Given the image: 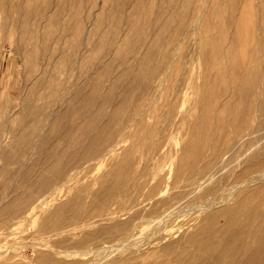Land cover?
Returning a JSON list of instances; mask_svg holds the SVG:
<instances>
[{
    "label": "bare ground",
    "instance_id": "obj_1",
    "mask_svg": "<svg viewBox=\"0 0 264 264\" xmlns=\"http://www.w3.org/2000/svg\"><path fill=\"white\" fill-rule=\"evenodd\" d=\"M149 1L151 5L155 1L157 4L159 1H169L170 4H176L175 0ZM210 1L207 0L200 10L198 20L196 15V18L188 27V30L192 29L194 31L193 38H195L194 43L196 46L198 38L197 23L201 21L200 19H202L207 7L210 5ZM215 1L214 11L219 12V16H221L222 12L219 11L221 0ZM135 2L137 1L134 0L133 7ZM239 3L241 1L229 0L231 9L228 13L225 12L228 14L225 18L227 26L233 29L230 32L232 33L231 36H227V42L225 41L227 44L217 43L218 52L216 56L214 58L213 56L207 57L206 60H203L205 64L203 63L202 66V63L200 64L198 61L197 63L196 60H193L195 63L191 61L194 65L192 64L193 66L188 70L189 73L184 68L185 64L183 66H179V62L173 64L179 58L183 40L174 44L175 51L173 54L169 53L167 49L168 43L165 44L164 49H160L162 57L160 55L161 59L157 65L159 71L158 69L155 71L154 68H151L152 66L144 68L143 59L148 56L151 57L158 50L160 44L161 37L157 36L156 30L150 33L148 37H151L152 41L146 46L145 55L141 58L132 52L133 66L136 69L140 66L141 69H138L139 71L134 75L131 87L138 97L142 94L149 95L147 102L140 108L139 104L137 105L136 100L138 98L136 97L132 107H128L130 110L128 109L129 112L124 115L126 116L125 119L119 121V127L116 129L112 128L110 130L108 125H101L98 122L99 118L107 116L105 106L109 103L112 104L114 100L113 87H109L106 92L104 90L105 93L101 94V97L98 94L99 84L93 85L94 87L89 92H83L80 87L81 89L76 90L71 95L70 93L74 89L72 87L73 89L64 96L63 104L51 111L46 110L50 105L49 103L32 105L29 101L30 96H26L25 102L17 110V114L25 116L32 113H45L46 121L42 123L37 120L30 123L24 122L25 124L21 129L14 130L12 141H6L7 135L1 136L4 124L0 123V158H3L6 164L14 159L21 166L15 172L16 175L21 176L20 179L14 177V182L9 183L8 181V183L3 184L4 187L0 183V217L2 221L8 223L11 217L24 211V208L19 206L18 203L20 194H32L39 191L42 183L50 186V191L66 186L80 170L79 167L90 162L91 159H101L107 155L113 157V152L121 146L122 140L132 132L131 130H135L138 134L128 143L131 144L122 153L121 159L115 161L110 171L100 179L101 185L106 184L104 191L92 192V197L88 199L89 193H83L85 188L75 186V193L73 192L74 195L70 199L57 204L45 213L40 222L39 230L44 234L49 233L50 237H58L75 230H88L76 243L85 246L74 251L79 254L92 251L96 253L97 257H102L106 251L110 252V250L117 249L119 255L116 256L114 261L117 263L119 260L121 261L120 264H173L172 262L174 264H264V141H262L264 135L261 138L255 136L251 141H248L247 137L250 132L264 130V0H258V2L244 0L241 5ZM137 5L139 6L140 3ZM167 7L169 6L167 5ZM134 8L132 9L136 10ZM227 8L229 7L227 6ZM187 11L185 9V13ZM134 12L136 16L138 11ZM170 12L168 8L163 11L157 9L152 12L154 15L151 16L150 7L146 12L149 15H146V17L150 16L152 24L155 21L160 23L157 31L167 30V28L170 29L173 22L171 23L170 19L166 20L164 16L169 15ZM6 13L5 19L0 21V32L4 34H7V28L10 25L8 12ZM139 15L141 16V13ZM124 18L122 19L124 20ZM14 20H11V22L14 23ZM83 24H85V21ZM217 25L219 26V23ZM123 26L122 28H128L127 25V27ZM20 27L22 29L20 34L25 39V45H23V42L19 44V39L13 49L19 51V53L23 49L24 52H31L34 45L38 44L33 40L35 32L32 29V32H29L30 27L27 19L20 23ZM139 28L140 26L135 29V32L138 29L137 32L140 36H137L136 40L140 42L144 37L142 38L141 35L143 28H140V31ZM84 31L86 34V30ZM128 32H130L129 29ZM28 33L30 36H27ZM132 33L134 34V32ZM185 33L187 34V32ZM214 33L216 35L215 31ZM123 34L125 33L123 32ZM228 35H230L229 32ZM28 37H30L31 43L27 42ZM127 39L128 35L126 33L123 41L118 42L121 45L123 44L124 47L125 42H129ZM26 44L27 48L25 47ZM83 44L81 49L85 47ZM126 50L124 49V51ZM119 52L121 54V51ZM187 54L189 55V53ZM117 55L116 58H118ZM196 55L199 56V54ZM200 58L202 60V57ZM216 60H218L217 63ZM78 61L79 65L82 59L79 58ZM171 64L174 67L169 70ZM85 82L83 85L86 86L83 88H87V82L90 83L89 80ZM100 86L102 89L101 84ZM74 87L76 86L74 85ZM188 90L190 93L193 91L195 97H192L193 99L186 103L183 96ZM127 96L128 93L123 99L125 103ZM187 96L185 99H187ZM159 99H162V101L159 102ZM64 103L66 104L64 105ZM4 104L0 103V110L4 107ZM121 111L119 107L112 112L111 116L116 117ZM259 112L262 117L258 125L256 124L257 121L254 122L256 125H253L251 119L257 116ZM144 113L152 117L151 122H147L142 118ZM70 115L76 116L75 121L65 119L66 117L68 119ZM187 116H190L189 121ZM186 123L188 126H185ZM39 129H43V132L38 138L34 139L33 132L39 131ZM121 129H124L123 132L117 136L116 132ZM5 130L9 134V131H11L10 126L7 125ZM47 130L49 131L44 134ZM78 130H80V139L76 138V135L72 136ZM57 136L66 138L68 141V154L66 156L60 151L62 148L59 150L55 147L46 146L49 139ZM20 141H24L25 144L20 145ZM28 149L31 150L29 155L24 154ZM138 149L139 152L135 153ZM14 151H20V154L16 153L15 156ZM35 152H40L41 156L32 160L31 157ZM50 157H54V159L50 160ZM175 160L179 161L178 167L175 165ZM75 167L76 169L71 171ZM7 172L8 170L5 167L0 169V174ZM33 183L36 185L31 187ZM69 187H72V185ZM10 191H13L14 195L7 198ZM112 201L121 210L128 209V215L125 218L115 215L116 210L104 212L105 216H103V211ZM146 201L150 203L148 210H134L136 204L143 205L146 204ZM5 215L7 218L4 217ZM32 215L35 214L32 213ZM197 220L201 222L198 225V230L188 233L184 239V242H189L193 248L185 245L180 246L179 240H181V237L177 241H170L172 238L181 236L180 233L186 229V226H194ZM91 226L96 228L91 230ZM116 234L119 239L111 244L89 247V242L95 237L109 235L105 240L110 241L113 240ZM27 239L29 238L27 237ZM55 240L57 241V239ZM29 241L35 242L36 240L32 239L31 241L29 239ZM163 241H165V244L159 245V242ZM154 244H157V246ZM84 247L88 248L84 249ZM147 247L149 251L142 252ZM68 251L49 249L46 251V255L42 254L43 251H38V255L45 264H52L51 262L55 260L53 254L68 255ZM2 252L0 250V253ZM5 255L3 256L5 257ZM31 255L33 256V254ZM56 260L61 261V259ZM99 261L98 263L101 264Z\"/></svg>",
    "mask_w": 264,
    "mask_h": 264
},
{
    "label": "rangeland",
    "instance_id": "obj_2",
    "mask_svg": "<svg viewBox=\"0 0 264 264\" xmlns=\"http://www.w3.org/2000/svg\"><path fill=\"white\" fill-rule=\"evenodd\" d=\"M136 1L137 2L134 3V5H135L134 6L135 8H134L132 5L134 0H0V21L5 19L6 14H7L6 12H8L9 19H10V25H8V28H7L8 29L7 34L0 32V103H5L4 107L0 110V123L4 124V127H2L1 136L7 135L6 141H8V140L12 141L13 140L14 130L15 129H21L25 124L24 122L30 123L32 121L37 120L38 122L42 123V122L46 121L45 113H38V114L32 113V114L25 115V116L17 114V110L22 107L23 102H25L26 96H30L29 101H31L32 105L49 103L50 105L46 110L51 111L55 108H58L61 104H63L64 96L66 94H68L73 88H74L73 89L74 91L73 90L71 91V93H70L71 95L74 94L76 90H79L81 88H82L81 90L83 92H89L94 87L93 85H98V84H99L100 89H101L100 84L102 85L101 90L98 88V91H99L98 94L100 97H101V94L103 95L109 89V87H113L112 89H113V99H114L112 101V104L109 103L105 106L107 116H105L103 118H99L98 122H100L101 125H104V124L108 125L110 130L112 128L116 129L117 127H119L118 126L119 121L125 119L126 116H124V115L129 112V110H130L129 108L132 107L133 102L135 101L136 97L138 98L136 100L137 105L139 104L138 106L140 108H142L145 105V103L147 102L146 100L148 99L149 95L142 94L141 96L138 97L137 94H134L135 91H133L132 87H131L133 85L134 75L139 71L138 69H141L140 66H138L137 69H136V67L133 66L134 60L132 59V55L134 53V54H136L137 57H141V58L145 55L144 53L147 50L146 46L152 41L151 37H148V36L150 35V33H152L155 30L158 34L157 36L159 38L161 37L160 41H159L160 44H159L158 50L151 57L148 56L146 59H143L144 66H145L144 68H150L152 66L151 68H154L155 71H157V69L159 71V66H157V65L159 64V61L162 57V53H161L160 49L161 48L164 49V47H166L165 44L168 43L167 49H168L169 53L173 54L175 51L174 44L178 41L183 40L182 41L183 45L180 48L179 58L173 64H175L177 62H179V66H183L185 64L184 68L187 69L186 72H188V73H189L188 70H190L191 66L194 65L193 63L198 61L200 64L202 63L201 64V66H202L205 64V62L203 60H206L207 57L213 56V58H214L216 56V53L218 52L217 51L218 44L221 42H223V44H225L227 42V36L230 37L232 34L230 32L233 29L231 27L227 26V23L225 20L226 16L228 15L226 13H228L229 10L231 9L230 4H229V0H221L220 8H219V11L222 12L221 16H219V12L214 11V9L216 7V4H215L216 1L215 0L210 1V5L207 7L206 12L203 15L202 19H200L201 21H198L199 24L197 23V26H198L197 27V29H198L197 30V35H198L197 46L194 43L195 42V38H193L194 37V31L192 29L188 30V27H190V24L194 21V19L196 18V15H197V20H198V15L200 13V10L204 7V4H206L207 0H190V1L189 0H179V2H178V0L177 1L175 0L176 4H173V3L170 4V3H168L169 1H164V2L159 1L157 4L155 1L154 3H152L153 7L149 3L150 2L149 0H146V1L140 0L141 2L139 0H136ZM238 1L239 2L241 1V3L244 2V0H238ZM187 2H188V4H187ZM255 2H258V0H255ZM139 3H140V5L139 6L137 5L138 6L137 7L136 4H139ZM162 3H163V5H162ZM241 3H239V4L241 5ZM73 4H75V5H73ZM214 4H215V6H214ZM167 5L169 7H167ZM178 5H179V7H178ZM227 6L229 8H227ZM150 7H151V14H150L151 16L154 15L152 12L153 11L155 12L157 9L158 10L161 9V11H163V10L168 8L169 12L170 11L171 12L169 15L164 16V18L166 20L170 19L171 20L170 22L171 23L175 22V24L172 23L170 29L167 28V30L163 29V30L157 31L160 23L155 21L152 24V21L149 18L150 16L149 17L147 16L148 18L146 17V15H149V13H146V12L148 11V9ZM132 8H134L138 11V12H136V16L134 15L135 14L134 11H136V10H133ZM17 9H18V11H17ZM185 9L188 10L187 11L188 14L185 13ZM119 10H121V11H119ZM130 11H132L131 12L132 14L130 13ZM142 11H144V12H142ZM173 11H174V13H173ZM55 12H56V14H55ZM122 12H123V14H122ZM119 13H120V15H119ZM140 13H141V16L139 15ZM91 14H92V16H91ZM126 14H128V15H126ZM125 15L129 18V19L127 18L128 20L126 19ZM129 15H130V17H129ZM137 15H138V17H137ZM131 16H132V19H131ZM217 16H219V17H217ZM117 17H118V19H117ZM17 18L18 19L20 18V19L18 20ZM122 18H124V20ZM138 18H139V20H138ZM181 18H183V19H181ZM13 19H15L14 23L11 22V20H13ZM26 19H27V21H29V27H30L29 32H32L34 30L35 36H34L33 40H35L38 44L34 45L31 52H24V49L21 50V53H22L21 54V53H19V51L17 52L15 49H13V47L17 44L19 39H20L19 44H21L23 42V45H25V39L20 34V32L22 30L20 27V23ZM90 19H91V21H89ZM220 19H222V20H220ZM141 20H142V22H141ZM211 20H212V22H211ZM84 21H85V24H83ZM176 21H177V23H176ZM123 22H124L123 25H125V27L128 26V28H122V27H124L122 25ZM129 23H130V25H128ZM144 23H146V24H144ZM205 23H207L208 25ZM218 23H219V26L217 25ZM120 24H121V26H120ZM156 24H158V25H156ZM139 26L141 29L143 28L142 29L143 33L141 35H142V38L143 37L144 38L141 39L142 42L141 41L139 42L136 40L137 39L136 37L140 36V34L137 32L138 29L136 32H135V29ZM155 26H156V28H155ZM152 27H153V29H152ZM213 27H215V28H213ZM140 28H139V31H140ZM206 28H207V30H206ZM31 29H32V31H31ZM128 29L130 32H128ZM218 29L220 32L218 31ZM84 30H86V34H85ZM115 30H116V32H115ZM122 31L125 34H123ZM214 31L216 32V35H215ZM221 31H222V33H221ZM226 31H228L230 35H228V32H226ZM132 32H134V34ZM185 32H187V34ZM126 33L128 35L127 40L130 43L125 42L124 47H123V44L122 45H121V43L119 44L118 41L122 42L124 35L126 36ZM120 34L122 35V37ZM129 34H131L132 37ZM135 34H137V35H135ZM159 34H161V35H159ZM178 34H180V35H178ZM165 35H166V37H164ZM201 35H202V37H201ZM27 36H30V34L28 33ZM145 36H147L148 38H146ZM183 36H185V37H183ZM203 36H206V37H203ZM48 37H50V38H48ZM217 37L219 39L221 38L220 39L221 41ZM29 39H30V37L27 38V42L31 43L32 41ZM166 40H168V41H166ZM199 40H201V41L199 42ZM216 40H217V42H216ZM173 41H174V43H173ZM114 42H116V43L113 44ZM202 42H204L205 44L203 45ZM82 43H84L83 45L85 46L83 49H81ZM212 44H213V46H212ZM106 45H107V47H106ZM187 45H189V46H187ZM25 47L27 48V44ZM108 47H109V49H107ZM119 47H120V49H119ZM121 47H123V48H121ZM126 47H127V50H126ZM202 47H203V51L201 50ZM212 47L215 48L216 52L214 51V48H212ZM143 48L145 50H142ZM192 48H193V50H192ZM103 49H105V50H103ZM124 49L126 51H124ZM118 50L121 51V54H119L120 52ZM122 50L124 51V54L122 53L123 52ZM128 50H130V51H128ZM189 50H190V52H188ZM79 51H80V53H79ZM117 51H118V53H117ZM200 51H201V53H200ZM159 52H160V54H159ZM187 53H189V55ZM212 53H213V55H212ZM105 54H106V56H105ZM115 54L116 55L119 54V55H117L118 58H116ZM196 54H199V56ZM102 55H103V59H102ZM125 55H127V56H125ZM160 55H161V57H160ZM195 57H197V58H195ZM200 57H202V60ZM79 58L82 59V62L78 65L77 62H79L78 61ZM187 58H188V60H186ZM100 59H101V61H100ZM102 60H103V62H102ZM193 60L194 61L196 60V61L194 62ZM156 61H158V62H156ZM191 61L193 63H191ZM217 61L218 60H216V63H217ZM186 63H188V64H186ZM128 64H129V66H128ZM173 64L170 65L169 70H171L174 67ZM97 66L100 67V70H99V67H97ZM112 66H113V68H111ZM205 66H203V67H205ZM111 69H113V70H111ZM98 70H99V72H98ZM122 70H123V72H122ZM145 70H147V69H145ZM76 71H77V73H76ZM106 71L108 73L109 72L110 73L109 74L105 73ZM118 71H120V72H118ZM88 76L89 77L92 76V77H90L91 79L90 78L88 79L87 78ZM94 76H96V77H94ZM102 76H104V77H102ZM88 80L90 82L89 84L87 82ZM90 80H93L94 82L93 81L91 82ZM83 81L87 82V83L85 82L87 84V88H83L86 86L85 84L83 85V83H84ZM99 81H101V82L96 83ZM55 82H57V83H55ZM81 82H82V84H81ZM102 82L105 84H103ZM69 84H70V86H69ZM47 85H48V88H47ZM52 85H53V87H52ZM74 85L76 87H74ZM36 87H37V89H36ZM64 87H65V89H64ZM69 87H70V89H69ZM104 88H106V89H104ZM120 88H121V90H119ZM39 90H40V92H39ZM104 90H105V92H104ZM62 91H64V92H62ZM117 91H118V93H117ZM186 92L183 96L184 97L183 99L186 100V103H189V101L195 97L194 96L195 94L193 91H191V93H190L189 90ZM52 93H54V94H52ZM127 93H128V96H127V101L125 103V102H123V99L127 95ZM133 96H134V98H133ZM186 96H187L188 100L185 99ZM48 97H50V98H48ZM160 101H162V99H159V102ZM65 104L66 103H64V105ZM110 107H112V108H110ZM116 107L117 108L120 107L122 111L116 117H112L111 116L113 114L112 112H114L115 109H117ZM70 116L68 117V119H67V117L65 119L67 121H69V120L75 121L76 116H74V115H72L71 117ZM73 116H74V118H73ZM187 117H188V121H189L190 116H187ZM261 117H262V114L259 112L257 114V116H254L251 119V123L254 125L255 124L254 122L257 121L256 124L258 125ZM142 118H144L147 122L152 121V117L150 115H147L146 113H144L142 115ZM149 119H151V120H149ZM101 121H103V122L101 123ZM7 125H9L10 129H11V131H9V134L5 130V127ZM185 126H188V124L186 123ZM123 130L124 129H121L120 131L116 132V135L117 136L121 135ZM261 130H256L254 132H250L247 136L248 141H251L252 139H254L255 136L258 138H261L262 135H264V130L263 129H261ZM48 131L49 130H47L44 134H46ZM78 131H79V133H78ZM78 131H75L72 134V136L76 135L75 137L76 138L78 137V139H80L81 138L80 137L81 136L80 130H78ZM131 131L132 132L129 133L130 135L128 134V136H126L122 140L121 146L113 152L114 153L113 157H110L109 155H107L101 159H96V160L91 159L90 162H87V163L83 164V166L79 167L80 170H78V172L76 173L74 178L69 182V184L67 183L66 186L54 189L53 191H50L51 190L50 186H47L45 183H42V186L39 189V191H35L32 194H27V193H22V195L20 194V199L18 200V203L20 204L19 206L24 208V211L17 216L11 217L9 219L8 223H5L4 221H2V218L0 217V250L3 251L2 253H0V257L5 255V254H8V255H5V257L3 256L0 258V264H45L42 261V259L39 258L38 251H43L42 254L46 255V251L49 249L69 250L68 255L63 254L60 256L57 254H53V256L55 257V260L51 262L52 264H99L98 261L100 259H101V261H99V262H101V264H104V263L120 264L121 263V261H119V260L117 261V263H116V261H114V259H116V256L119 255V253L117 252V249L116 250H114V249L110 250V252L106 251V253L104 255H102V257L100 256L101 258L99 256L97 257L96 253L92 252V251L87 252V253H83V254L76 253L74 251L75 249L79 250V249L83 248V246H85V245H80V244H76V243H78V241L85 235V233H87L88 230H80V231L75 230L74 232L64 233L58 237H50L49 233H45V234H47V235H45L44 232L39 230V225H40V222H41V220H42V218L46 212H48L50 209L55 207L57 204L62 203L64 201H67L68 199H70L74 195L75 186L76 187H79V186L84 187L85 190L83 193H85V194L89 193L88 199H90L92 197V192H95L97 190H99V191L103 190L104 191L106 184L101 185L100 179H102L103 176H105L110 171L111 166H113L112 164H114L115 161H119L121 159L122 153L125 152L126 148H128L129 145L131 144V143L130 144H128V143L131 142L132 139L135 138L136 135L138 134V133H136L135 130H131ZM42 132H43V129H39V131L38 130L34 131L33 132L34 139L38 138ZM54 135H56V134H54ZM262 141H264V139ZM24 144H25L24 141H20V145H24ZM123 145H126V146L128 145V146L126 147ZM46 146H49L50 148L55 147V148H58L59 150L62 148L60 151L64 154V156H66V154H68V148H67L68 141L66 140V138H62V137H58V136L55 138L53 137V138L49 139L48 142H46ZM122 146H123V148H122ZM30 151L31 150L28 149V151H26L24 154L29 155ZM138 152H139V149L135 151V153H138ZM16 153L20 154V151H14L15 156H16ZM40 156H41L40 152H35L32 155L31 159L32 160L38 159ZM115 158H117V159H115ZM52 159H54V157H50V160H52ZM174 162H175L176 167H178L179 161L175 160ZM137 165H138V163H137ZM3 167H5L8 170V172L0 174V183L2 185L8 183V181H9V183L14 182L15 178L16 179L21 178L20 175H16V173H15L18 169L21 168L19 162H15L13 159V160L8 161L6 164V162H4V160H3V158H0V169ZM70 167H71V165H70ZM74 169H76V167L71 169V171ZM12 170H13V172H12ZM33 179H35V177H33ZM43 182H44V180H43ZM95 183H96V185H94ZM34 185H36V184L33 183L31 187H34ZM71 185H72V187H69ZM4 186L5 185H3V187ZM31 187H30V189H31ZM85 191H87V192H85ZM13 195H14V192L10 191L9 194L7 195V198L12 197ZM46 195H48V196H46ZM35 197H37V198H35ZM42 198L44 200H43V203L41 205ZM39 199H41V200H39ZM149 204L150 203H147V201H146V204H143V205L136 204V206H135L136 208L134 210L136 211V209H137L139 211H146L150 207ZM36 210H37V212H35ZM111 210L112 211L116 210L115 211L116 213H114V214L120 215V218H125L126 215H128V211H127L128 209L127 210H121L120 208L115 206L113 201L110 202V204L106 207V209L103 211V213L107 212V211H111ZM117 210H118V214H117ZM32 213L35 215H32ZM24 214H26V215H24ZM103 216H105V213ZM4 217H6V215ZM20 218H21V220H20ZM200 224H201V222L199 220H197V223H195L194 226H192V225L186 226L185 227L186 229L180 233L181 236H177L175 238H172L170 241H177V239H179L181 237V240H179L181 243L180 246L185 245V246H189V248H193L189 242H184V239L188 233L195 231V230H198V225H200ZM13 228H15V229H13ZM95 228H96L95 226L90 227L91 230H93ZM17 235H19L20 238ZM21 236H22V238H21ZM26 236L31 241H32V239H35L36 241L33 242L34 241L33 240L32 242H30ZM30 236L32 239L30 238ZM36 237H38V238H36ZM108 237H109V235H107V236L101 235V236L95 237L93 240H91L89 242V247L90 246L91 247H98L101 245H108V244H111V243H113L119 239V236H117V234L113 238V240H110V241L105 240ZM45 238H47V239H45ZM18 239H21V240H18ZM43 239H44V241H43ZM55 239H57V241ZM15 241H17V242H15ZM21 241L26 242V243L23 244V242H21ZM27 241H28V243H27ZM19 242H21V243H19ZM160 244H165V241L159 242V245ZM154 245L157 246V244H154ZM15 247H16V249H15ZM86 248H88V247H84V249H86ZM30 251H32V252H30ZM148 251H149L148 247L142 250V252H148ZM104 252H102V253H104ZM31 254H33V256ZM106 256H108V257H106ZM15 259L16 260L18 259V261H16ZM56 259H61V261L56 260ZM91 260H92V262H91ZM111 261H112V263H111ZM172 263L174 264V262H172Z\"/></svg>",
    "mask_w": 264,
    "mask_h": 264
}]
</instances>
